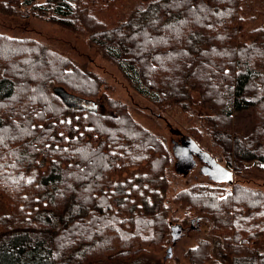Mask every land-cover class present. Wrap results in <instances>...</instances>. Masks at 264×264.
Returning <instances> with one entry per match:
<instances>
[{"label":"trees","instance_id":"1","mask_svg":"<svg viewBox=\"0 0 264 264\" xmlns=\"http://www.w3.org/2000/svg\"><path fill=\"white\" fill-rule=\"evenodd\" d=\"M98 1L0 0V11L88 33L132 89L157 106L189 112L197 91L230 135L250 111L264 125V23L247 26L264 19V0H141L135 14L109 27L102 16L121 15L120 0ZM89 78L41 43L0 34V199L8 210L0 217V264H77L90 237L96 239L87 254L99 253V263L142 264L150 250L168 245L179 211L210 220L225 250L202 241L188 252L191 264H208L216 252V264H264V226L252 232L245 225L253 211L242 186L223 196L188 180L171 197V157L161 152L157 169L150 156L158 141L122 104L112 111L114 101ZM101 97L110 115L71 107L89 109ZM256 119L244 124L252 141L246 147L209 128L219 148L214 157L239 176H246L245 164L264 171V130ZM237 204L244 215L232 208ZM230 215L234 234L220 227L219 234L216 221Z\"/></svg>","mask_w":264,"mask_h":264},{"label":"rangeland","instance_id":"2","mask_svg":"<svg viewBox=\"0 0 264 264\" xmlns=\"http://www.w3.org/2000/svg\"><path fill=\"white\" fill-rule=\"evenodd\" d=\"M100 2L104 1L99 0L97 3ZM140 2L141 0H120L121 6L117 10V13L120 12L121 15L114 16L110 14L109 16H106L104 14L101 21L104 22L105 27H109L105 23H109L113 19L128 18L135 14L140 8L137 7ZM95 12L99 13L97 10H95ZM263 12L264 5L261 3V11L259 13ZM22 13V11H16L14 15H9L6 12L0 11V34L20 40H33L39 44H43L44 47L52 50L63 58L71 60L81 71L90 76L89 79L91 81L98 82L99 87L100 85L103 86V95L114 101L112 111H122V107L120 105L122 104L130 116L137 121L139 127L147 131L151 135L152 139L158 141L159 145L156 149L152 150L153 155L150 156L154 165L157 166V169L160 168L162 166V162L165 161L164 159H161L162 155L166 154L171 157L172 163L169 167L172 180L170 189L171 197L175 196L177 192L183 188V184L188 180L195 181L197 179L198 183L211 184V186L215 187V191L217 193H221L223 196H226L230 193V191L233 193L234 187L239 184L243 188L241 189L244 196L243 200L250 202V205L252 206L251 210L253 211V218L245 219V225L247 227L250 226L248 228L252 232H256L255 230L258 227L261 226V229L264 226V171L254 166V164H245L244 168L246 167L248 169L246 176H239L235 170L232 169L234 180H232L231 183H226L227 181L223 179L211 180L210 177L205 176L200 170V167H202L203 164L199 162L197 158H194V162H197V164L193 168L187 167L186 160L184 163H181V167H183L184 170L177 166L178 162L176 158L177 156H175L174 146L176 143L182 144L179 145L181 146L180 155L187 152H185L184 149L188 148L191 150L192 148L190 146L193 143L199 146L201 150L211 154L213 157L215 154L219 157V148L208 136V133H210L209 128H215V126H217L214 131H222V133L230 135L228 133L229 128L226 126L227 124L219 125L220 123H218V121L221 123L222 121L218 119V114L214 116L215 113L208 108L209 106L207 104L202 102L200 93L197 91L191 92L190 97L192 106L189 112H185V109L182 110L176 105L171 107L167 105L157 106L139 96L132 89L119 69L105 58L102 50L91 44L87 32V35L83 33L81 34V31H73L58 25L46 23L45 21H41L33 17H27ZM259 13L257 12V14ZM263 23L264 19L261 18L255 25L247 26L251 29L261 28ZM246 41L249 42V38H246ZM57 90H59V97L61 93H65L60 89ZM115 103L119 104V107H115ZM94 104L97 105V111L108 113V110L105 108L104 98L101 97L97 100V103L88 104L87 106L89 109H95ZM83 105V103L78 102L71 104V107L80 109ZM246 113L247 112H245V114ZM250 113L253 117H248V122L245 121L243 123V120L239 121L238 125L234 126L232 131H230L232 133L230 136L240 138L242 145L245 147L247 145L251 146L252 141L251 137L245 133L244 124L255 126V119L257 118V113H255V115L252 111H250ZM108 115H110V112ZM205 119L208 120L205 122ZM258 125L261 130H264V125L261 127L262 124L260 121H258ZM230 126H232V124ZM257 134L258 132H255V135ZM214 158L223 165L227 166L224 160L219 159L220 157ZM155 172L156 171L154 169L153 171L150 169L147 174L151 173L150 176H153ZM214 200L218 201L217 199ZM232 208H236L237 210L234 211L240 212L241 215H244L242 205L237 204ZM7 213L8 210L3 201L0 199V217L7 215ZM174 217L178 219V222L173 225H181L183 227L181 235L177 238L175 243H173L171 235L170 241L168 240L169 243L165 248L163 247L158 251L150 250L143 256L142 260L144 262L142 264H191L188 252L189 250L198 247L197 245L202 241H209L211 244L214 242L215 245L213 246L216 248L218 253L225 251L223 247L221 248L222 238L212 231L214 224L211 223L210 220L202 219L200 223L195 221L194 224H191V218L185 217L182 211L174 214ZM233 220L234 216L232 215L218 218L216 225L218 227L219 234H221L219 227L226 236L234 234L232 231L228 230V226ZM223 225L227 227L222 228L221 226ZM87 234L90 235L93 233L87 231ZM93 238L94 237H90L89 240H86L87 248L85 249L83 256L79 258L77 264H101L99 263L101 258L99 253H96L95 255L92 253V255L87 254L90 252V249L93 247L92 245L95 242L94 239L96 238ZM155 242L158 243L160 240L157 239ZM96 243L98 242L96 241ZM257 246L258 248L261 247L260 242ZM171 247L173 248V257L171 259H167V251ZM217 252L212 255V259L208 264H216L219 261L218 259H220V255L217 254Z\"/></svg>","mask_w":264,"mask_h":264},{"label":"flooded vegetation","instance_id":"3","mask_svg":"<svg viewBox=\"0 0 264 264\" xmlns=\"http://www.w3.org/2000/svg\"><path fill=\"white\" fill-rule=\"evenodd\" d=\"M179 145H182V144L176 143L174 145L175 146V156H177L176 158H177V162H178L177 166H179L180 168L183 169V167H181V163H184L185 160L188 162L187 167L191 163H195V166H196L197 162H194V158L195 159L197 158V160L203 164V166L200 167L201 172L203 174H207L208 177L211 178V180L223 179V180L228 181L229 173L230 172L232 173L233 171L231 169H229L227 166L220 163L211 154H209L206 151L201 150L199 146H198L199 147L198 148L199 150H198L196 145L192 143V145L190 146L192 149L191 150L188 148L184 149V151L185 152L187 151V152L180 155V153H181L180 147L181 146H179ZM201 151H203L205 153V155H203ZM232 180H233V178H232ZM196 181L198 182L197 179H196ZM191 220H192V218H191Z\"/></svg>","mask_w":264,"mask_h":264},{"label":"water","instance_id":"4","mask_svg":"<svg viewBox=\"0 0 264 264\" xmlns=\"http://www.w3.org/2000/svg\"><path fill=\"white\" fill-rule=\"evenodd\" d=\"M60 97L67 103L70 105V101L68 100V96L66 93H61L60 94ZM84 104V103H83ZM88 104V103H87ZM95 105V104H94ZM82 110H88V111H97V105H95V109L93 110L92 108L90 109H87L85 105H83L82 108H80ZM197 149L199 148L197 145H196ZM199 150V149H198ZM203 155H205V153L203 151H201ZM188 163V162H187ZM195 166V163H191L188 165V167L192 168ZM205 176H208L207 174H204ZM232 178H233V175L232 173L230 172L229 173V179L227 181V183H231L232 182ZM195 221L199 222L200 221V218H198L197 220L193 219L191 220V224H194ZM183 231V227L181 225H173L171 227V234H172V238H173V243L176 242L177 238L181 235V232ZM173 257V248H169L168 251H167V259H171Z\"/></svg>","mask_w":264,"mask_h":264}]
</instances>
